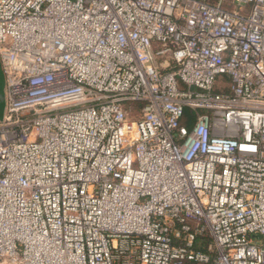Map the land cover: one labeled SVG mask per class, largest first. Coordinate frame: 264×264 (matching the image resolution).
<instances>
[{
  "label": "built area",
  "instance_id": "1",
  "mask_svg": "<svg viewBox=\"0 0 264 264\" xmlns=\"http://www.w3.org/2000/svg\"><path fill=\"white\" fill-rule=\"evenodd\" d=\"M0 65V264H264V0H0Z\"/></svg>",
  "mask_w": 264,
  "mask_h": 264
},
{
  "label": "rangeland",
  "instance_id": "2",
  "mask_svg": "<svg viewBox=\"0 0 264 264\" xmlns=\"http://www.w3.org/2000/svg\"><path fill=\"white\" fill-rule=\"evenodd\" d=\"M3 86H4V75H3V72L1 70V65H0V90H1V87L3 88ZM4 112H5V100L0 98V119L3 118Z\"/></svg>",
  "mask_w": 264,
  "mask_h": 264
},
{
  "label": "water",
  "instance_id": "3",
  "mask_svg": "<svg viewBox=\"0 0 264 264\" xmlns=\"http://www.w3.org/2000/svg\"><path fill=\"white\" fill-rule=\"evenodd\" d=\"M0 98L1 99H4V86H3V88L1 87V90H0ZM1 120V119H0Z\"/></svg>",
  "mask_w": 264,
  "mask_h": 264
},
{
  "label": "trees",
  "instance_id": "4",
  "mask_svg": "<svg viewBox=\"0 0 264 264\" xmlns=\"http://www.w3.org/2000/svg\"><path fill=\"white\" fill-rule=\"evenodd\" d=\"M186 114H185V116H189V112H188V110H186V112H185ZM202 249H205V246H203V247H201Z\"/></svg>",
  "mask_w": 264,
  "mask_h": 264
}]
</instances>
